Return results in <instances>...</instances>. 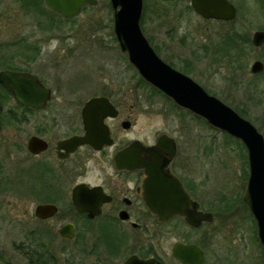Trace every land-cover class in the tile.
Returning a JSON list of instances; mask_svg holds the SVG:
<instances>
[{"label":"flooded vegetation","instance_id":"flooded-vegetation-1","mask_svg":"<svg viewBox=\"0 0 264 264\" xmlns=\"http://www.w3.org/2000/svg\"><path fill=\"white\" fill-rule=\"evenodd\" d=\"M42 1L43 8L41 0H17L22 15L39 20L46 13L59 19H71L100 4V0L95 4L86 3L79 15L65 17ZM229 1L236 9L234 18L205 17L194 11L202 19L221 25L220 33L225 34L230 48L264 49V42L256 44L254 41L255 34L264 31V0ZM36 31L31 33L36 37L32 43L27 42L31 37L28 35L22 37L25 43L22 40V43L0 46V63L5 61L6 54L8 61L16 63L14 59H18L25 64L10 65L9 62L0 66V70L32 74L51 91L46 104L34 106L18 101L12 89L0 82V199L7 197L15 215L23 212L20 224L33 226L26 237L17 242L19 256L0 250V264H143L141 261L150 259L161 264H185L174 254L179 244L198 246L204 251L203 264H206L212 238L208 236L202 241L200 231L212 222L204 221L196 226L182 215L161 220L145 199L149 175L144 168L137 167L138 153H142L137 142L146 147L154 146L159 135L167 132L157 133L152 139L136 136L139 111L135 87L127 91L113 86V90L107 88L94 93L86 90L56 92L44 79L55 81L56 75L64 73L59 72L60 68H69L71 60L88 54L82 46L71 44H65L53 55L49 54L51 50L44 53L45 45L39 42ZM148 39L153 44L150 37ZM118 47L121 50L119 44ZM153 47L167 63L190 75L186 67L184 70L177 65L183 61L182 55ZM11 51L15 53L11 55ZM63 51L67 54L61 53ZM122 53L128 58L126 52ZM42 58L48 59L45 68L40 66L39 71L28 68L32 63L41 64ZM260 58L256 59L263 61ZM253 64L252 74L264 73V67L259 73L253 72ZM106 65L99 67L104 69ZM58 95L70 106L56 102ZM98 97L107 98L115 112L104 117L105 131L99 117H85L83 113L88 101ZM169 135L175 139L176 154L167 160L166 167L181 181L198 210L214 212L199 193L200 179L192 171L189 155L183 151L179 139ZM16 175L21 178L17 179ZM78 186L82 190V210L74 202ZM28 198L32 207L25 203ZM1 205L0 200V216ZM45 205L54 206L55 212L43 216L38 209Z\"/></svg>","mask_w":264,"mask_h":264},{"label":"rangeland","instance_id":"rangeland-1","mask_svg":"<svg viewBox=\"0 0 264 264\" xmlns=\"http://www.w3.org/2000/svg\"><path fill=\"white\" fill-rule=\"evenodd\" d=\"M109 3L110 0H100L96 9L90 8L71 19H59L46 13L39 20L22 15L17 0H3L0 2V11H3L0 46L22 43V40L25 43L22 37L31 35L34 29L39 42L45 45L44 53L51 50L49 54L53 55L65 44L82 46L88 56L70 58L71 69L60 68L59 72L64 73L56 75L55 81L44 79L56 92L86 90L94 93L107 88L113 90V86L127 91L135 87L139 111L136 136L152 139L165 131L179 139L183 151L190 157L192 171L200 179L199 193L215 212V220L200 231L202 241L208 236L212 238L206 264H264V248L258 238L256 221L242 199L249 175L246 147L143 84L118 47ZM91 12L94 15H90ZM141 23L154 46L182 55L183 61L177 62L178 67L187 68L188 74L207 92L242 112L264 134V73L251 72L256 58L262 57L264 61V49L230 48L225 34L220 33L221 25L202 19L191 9L190 0H145ZM35 38L31 35L27 42L32 43ZM61 53L67 54V51ZM42 59L41 64L32 63L28 68L34 71H39L40 66L45 68L48 59ZM4 60L0 63L2 67L10 62L6 54ZM14 60L16 63L10 62V65H25ZM100 64L106 68H100ZM58 96L56 102L70 106ZM16 177L21 178V175ZM0 200V250L7 255L17 254V242L24 239L33 226L20 224L23 212L15 215L6 196H1ZM25 203L32 207L31 198L25 199Z\"/></svg>","mask_w":264,"mask_h":264},{"label":"water","instance_id":"water-1","mask_svg":"<svg viewBox=\"0 0 264 264\" xmlns=\"http://www.w3.org/2000/svg\"><path fill=\"white\" fill-rule=\"evenodd\" d=\"M47 7L58 10L65 17L79 15L86 3L95 4L97 0H45ZM114 10L113 32L121 51L126 52L130 62L141 76L169 97L176 104L187 108L207 120V123L242 140L248 149L250 175L245 193L246 204L254 216L258 237L264 247V135L247 118L220 98L210 94L187 74L165 62L151 45L145 35L141 18L144 0H111ZM194 10L202 16L214 18H234L236 9L229 0H192ZM256 44L264 42V31L254 36ZM264 67L256 60L252 70L259 72ZM0 82L8 85L16 99L30 105L43 106L50 97V89L34 75L23 72L0 70ZM38 93L41 95L38 96ZM109 100L105 97L93 98L86 104L85 117H99L105 131L104 117L114 115ZM2 106L0 105V113ZM142 153H138L137 167L141 166L149 175L146 181L145 199L150 209L159 219L166 220L174 215H182L192 225L199 226L204 220L213 221L212 212L197 209L196 202L190 197L181 181L167 169V160L176 153L175 140L168 134L160 135L158 143L146 147L141 142ZM162 175H159L161 174ZM80 186L75 190L74 202L82 210ZM55 207L45 205L38 210L43 216L52 215ZM92 213V212H91ZM174 254L185 264H202L204 252L196 245L179 244ZM133 258L131 259V261ZM141 261V260H140ZM156 260H144L143 264H161Z\"/></svg>","mask_w":264,"mask_h":264},{"label":"trees","instance_id":"trees-1","mask_svg":"<svg viewBox=\"0 0 264 264\" xmlns=\"http://www.w3.org/2000/svg\"><path fill=\"white\" fill-rule=\"evenodd\" d=\"M26 1V0H25ZM41 7L43 8V1L41 0ZM142 81L145 83V85H148V83H146L143 79H142ZM153 88V87H152ZM153 90L154 91H157L156 89H155V87L153 88ZM202 119V118H201Z\"/></svg>","mask_w":264,"mask_h":264}]
</instances>
